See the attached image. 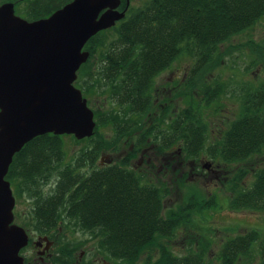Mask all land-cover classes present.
Segmentation results:
<instances>
[{
    "label": "trees",
    "instance_id": "trees-1",
    "mask_svg": "<svg viewBox=\"0 0 264 264\" xmlns=\"http://www.w3.org/2000/svg\"><path fill=\"white\" fill-rule=\"evenodd\" d=\"M71 1L4 0L2 4L12 2L17 15L36 21L48 18ZM125 6L126 0H122L120 9ZM263 19L264 0H149L142 7H130L122 21L91 38L85 47L90 58L79 70L76 86L85 98L98 95L111 103L104 115L99 109L94 111L95 134L81 140L88 141L91 149L80 150L71 163L65 164L63 136L46 134L33 139L10 166L7 179L14 186V195L26 193L47 202L48 206L37 205L36 214L43 218L56 214L52 202L57 201L67 215V224L100 238L108 258L124 264L140 262L141 255L159 238L170 236L181 220L164 216L163 197L167 193L150 183L147 176L129 169V161L105 167L98 164L99 156L110 148L100 128L113 127L115 139L131 136L137 146L155 141L156 156L161 157V166L168 171L174 165L165 162L178 147L184 159L180 166L183 180L185 166L199 160L206 150L204 106H209L215 95L218 98L221 89H205L202 101L194 105L191 99L175 116V88L167 86L168 92L162 93L164 100L158 104V97L153 96L155 80L181 56L195 58L192 75L200 73L223 44ZM219 145L218 150L208 149L212 159L229 164L244 163L263 151L264 84L245 93L242 113ZM247 175V170L240 171L228 198V210L264 211V167L257 171L248 189L239 184ZM54 179L55 187L44 193ZM191 186L198 189L194 183ZM212 202L206 205L217 206L215 200ZM206 205L200 204L202 209ZM259 239L256 230L229 239L220 252L219 264H237ZM204 244L198 242L201 252L184 256L162 246L159 257L145 264H204ZM259 264H264V244Z\"/></svg>",
    "mask_w": 264,
    "mask_h": 264
},
{
    "label": "rangeland",
    "instance_id": "rangeland-1",
    "mask_svg": "<svg viewBox=\"0 0 264 264\" xmlns=\"http://www.w3.org/2000/svg\"><path fill=\"white\" fill-rule=\"evenodd\" d=\"M3 1L0 0V5ZM147 1L149 0H130L129 8L142 7ZM194 65L195 58L190 56L178 58L156 78L155 95L153 94L154 99H156L155 96L158 97L157 103L160 104V101L164 100L162 93H167L166 87L172 85L173 89L175 88L173 102L176 116L181 109L189 105L191 99L194 105L202 101L205 89L214 90L217 87L221 89L218 98L215 95V100L209 106H204L206 111H203V115L208 125L206 150L200 155L199 160L192 161L191 159L193 163L186 162L189 163L188 167L184 163L186 172L183 180L180 178V166L184 159L181 158L178 147L175 146L174 150L175 156H180L178 163H174L172 170L165 172L166 169L160 167L162 165L161 157L156 156L157 152L153 146L155 141L149 140L143 146H137V140L134 141L131 136L117 140L113 127L100 128L103 134L102 138L110 148L109 151L103 152L97 161L98 164H101L103 158L107 165L110 161L112 163L109 165L121 164L125 160L129 161V169L143 174L144 177L147 176L150 183H155L167 193L163 197L164 216L172 215L181 220L179 227L170 236L159 238L153 247H149L141 255L140 262L137 264H145L148 259L156 260L162 246H166L177 256L188 255L190 252H201L200 245H198L200 241H203L204 246H207V249L203 251L204 264H219V255L225 243L231 238L244 235L252 230L259 232L260 239L253 243L247 255L239 258L237 264H259L261 248L264 244V211H230L227 208L231 189L236 184L240 171L247 170L248 172L245 179L239 183L241 187L248 189L253 183L257 171L264 167V149L244 163L231 164L221 162L219 158L218 160L212 159V154L208 149L215 147L218 150L220 148L219 142L224 133L242 113L245 93L249 90H256L264 84V19L251 30L236 35L223 44L213 61L200 73L192 75ZM95 96H86L88 105L93 111L99 109L104 115L105 110L111 109V103L106 97ZM158 104H156L157 107ZM155 110L156 107L153 108V112ZM63 144L66 152L65 164L71 163L80 150L91 149L88 141L77 142L71 135L63 136ZM149 160L151 163H148ZM206 163L216 166L215 171L205 169L204 164ZM152 169L153 171H151ZM193 183L198 186V189L191 186ZM55 185L56 180L54 179L49 186L45 187L44 193L48 194ZM11 186L14 189L12 183ZM202 196L207 200H204ZM15 197L20 212H23L28 208L27 205L32 203L28 202L29 200H34L26 193L20 197L15 193ZM213 200L217 202V206L206 205L207 202L213 204ZM200 204L206 205V207L202 209ZM84 235L83 238L75 236L76 240L83 244L87 241L86 238H91L88 233H84ZM99 239L95 238L94 244L89 247L95 248V250L100 248ZM85 247L83 246V248ZM96 251L101 254L105 253L98 249ZM111 260L114 264H124Z\"/></svg>",
    "mask_w": 264,
    "mask_h": 264
},
{
    "label": "water",
    "instance_id": "water-1",
    "mask_svg": "<svg viewBox=\"0 0 264 264\" xmlns=\"http://www.w3.org/2000/svg\"><path fill=\"white\" fill-rule=\"evenodd\" d=\"M121 5L72 0L36 21L17 15L12 2L0 5V264H24L20 251L28 244L25 230L12 225L16 198L6 177L14 157L46 134L94 136V111L75 82L90 39L126 17L130 0Z\"/></svg>",
    "mask_w": 264,
    "mask_h": 264
},
{
    "label": "flooded vegetation",
    "instance_id": "flooded-vegetation-1",
    "mask_svg": "<svg viewBox=\"0 0 264 264\" xmlns=\"http://www.w3.org/2000/svg\"><path fill=\"white\" fill-rule=\"evenodd\" d=\"M168 86L173 88L172 85ZM178 158L173 152L170 160L165 163L166 165H174V163H178ZM149 162L151 163L150 160ZM101 165L103 167L107 165L103 158ZM214 168L216 166L212 164L208 169L215 171ZM165 171L168 172V169ZM28 202L32 203L28 204V208L24 209L23 212H20L16 203L12 223V225L23 228L28 235V244L20 251L24 264H114L110 258L104 256L106 252L101 254L96 251L97 249L103 251L101 247L96 250L89 247L94 244L93 240H95L91 233L75 229L72 225L67 224V215L62 212V208L56 205L57 201L52 202L56 214L45 217L50 218L49 222L43 216L36 214L37 205L46 203V206H48L47 202L36 199ZM84 233L90 234L91 238H86L87 241L82 244L76 240L75 236L83 238V236L85 237ZM83 246L86 247L83 248ZM79 249L80 252H78Z\"/></svg>",
    "mask_w": 264,
    "mask_h": 264
}]
</instances>
